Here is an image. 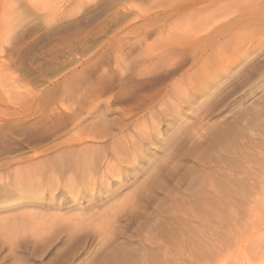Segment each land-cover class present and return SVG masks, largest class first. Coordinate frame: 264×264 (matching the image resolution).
<instances>
[{
    "label": "rangeland",
    "instance_id": "obj_1",
    "mask_svg": "<svg viewBox=\"0 0 264 264\" xmlns=\"http://www.w3.org/2000/svg\"><path fill=\"white\" fill-rule=\"evenodd\" d=\"M214 5L0 0V264H117L118 255L126 257L120 264H141L153 254H164V264H264V85L258 77L242 82L239 66L231 72L215 67L213 78L224 72L213 80L209 72L200 74L202 60L208 65L211 56L213 22L230 18L219 9L224 4ZM94 134H122L118 156L109 139ZM137 134L152 136L147 141ZM71 138L80 140L69 151L105 157L84 181L73 170L52 167ZM68 180L79 192H66ZM209 182L215 198L206 192ZM25 186H42L29 201L42 205L32 212L54 220L46 239L19 236L7 225L26 214L16 206L28 201ZM51 198L55 205L47 209ZM183 201L189 212L179 210ZM208 204L212 208H202ZM191 215L195 247L187 245Z\"/></svg>",
    "mask_w": 264,
    "mask_h": 264
},
{
    "label": "bare ground",
    "instance_id": "obj_2",
    "mask_svg": "<svg viewBox=\"0 0 264 264\" xmlns=\"http://www.w3.org/2000/svg\"><path fill=\"white\" fill-rule=\"evenodd\" d=\"M136 1V0H135ZM219 1H221V2H219ZM194 2V1H193ZM220 3H223L224 4V6H222L221 8L219 7V9H223V13L227 16V17H230L228 20H226L225 22H223V24L222 25H220V24H217L216 23V21H214L213 23V28H212V36H211V39H210V43H211V56L209 57V59H207V61H209V63H208V65H204L203 63L206 61V59H203L202 60V62H201V64L200 65H202L201 67H202V69L200 70V74L201 75H203V74H205V73H207V72H209V77L211 78L212 77V80L213 79H217V77H220L221 76V74H223V72L225 71V72H227V71H230L231 72V70L233 69V68H237V66H239V69H238V71L237 72H235V74H242L243 73V75H242V82H247L249 79H250V77H258V78H260V82H262L263 83V85H264V58L262 59V60H258L261 56H263V54H264V0H211V4L213 5V4H215L214 6H220V5H223V4H220ZM225 3H226V5H225ZM217 9H218V7H217ZM217 11L218 10H216V14H217ZM220 12H221V10H220ZM214 14V13H213ZM212 14V15H213ZM219 14V13H218ZM221 15V14H220ZM212 17H214V16H212ZM226 17V18H227ZM214 20V19H213ZM209 28V27H208ZM223 29V33H220V31H216L217 29ZM219 29V30H220ZM222 34H224V36L223 37H220ZM200 39V38H199ZM201 41V40H200ZM202 43V42H201ZM207 43V42H206ZM204 44V43H203ZM205 45V44H204ZM206 46V45H205ZM199 48V47H198ZM203 48H204V46H203ZM201 49H202V47H201ZM206 48H204V50H205ZM203 50V49H202ZM202 50H200V51H202ZM209 51V52H210ZM205 53V52H204ZM201 54V53H200ZM209 54V53H208ZM209 54V55H210ZM199 55V54H198ZM201 58V57H200ZM196 63V62H195ZM200 63V62H199ZM223 67V69H224V71L223 72H218L217 73V75H216V77L215 78H213L214 77V74L217 72V70H215V69H217V68H215V67ZM220 67V68H221ZM206 69L208 70V71H206ZM234 74V73H233ZM238 74V75H239ZM221 80V79H220ZM216 81H218V80H216ZM220 82V81H219ZM213 83V81L211 82V84ZM261 83V84H262ZM260 84V85H261ZM212 85H214V84H212ZM264 87V86H263ZM259 88V87H258ZM261 88V87H260ZM254 99V98H253ZM258 101V100H257ZM257 105V104H256ZM256 105H255V107H256ZM253 107V106H252ZM254 109H256V108H253V111H254V118L256 117V115H257V111H255ZM252 119H253V116L251 117ZM239 119V118H238ZM242 119V118H241ZM256 120H258V119H256ZM263 121V120H262ZM240 123V122H239ZM255 123V122H254ZM262 123V122H261ZM260 124V123H259ZM171 125V124H170ZM239 125V124H238ZM259 126V125H258ZM170 127V126H169ZM171 129H172V127H171ZM227 129V128H226ZM222 131V130H221ZM251 131V130H250ZM223 134H225V130H223ZM228 132V131H227ZM231 134V133H230ZM114 135H116V134H94V136H93V138H98V139H104V138H106V139H109V143H111V153H113V155L115 156V157H117L118 156V152H121V150H122V148H120L119 146H120V144H119V141L120 140H116L117 138H120L121 136H122V134H118V136H116L117 138H115V137H113ZM123 136H128V134H123ZM137 136H138V138L139 139H143L144 140V138H146L145 140H147V141H149L150 140V137L152 136V134H137ZM80 140V138H71L70 140H66L65 142H62V144H63V146H67L68 148L64 151V152H62L61 154H59V155H56V156H54L53 158H52V161H51V158H50V161H51V163H53L52 164V167H54V169H55V171H62V170H64V169H67V170H73V171H75V172H73L74 174H76L80 179H82V181H84L85 179L83 178V177H85V175H87V171H88V173H89V175L92 173L93 174V171L90 173L89 172V170L90 169H94V168H96V166H97V164H98V167H100V162H102L101 160H104L105 159V157L104 156H102V158L100 157V155H98V160H96V158H94L93 156H89V155H87V154H85L84 152H83V150L82 149H78V150H75V151H73V149L72 150H70L69 151V148H73L74 146H73V144H74V142H77V141H79ZM77 144H79V142H77ZM60 145V144H59ZM57 146V145H56ZM214 150V149H213ZM233 150V149H232ZM76 152V153H75ZM238 153V152H237ZM241 154H244V153H241ZM240 155V154H239ZM208 156H209V154H208ZM232 157V156H231ZM230 157V158H231ZM220 158V157H219ZM101 159V160H100ZM225 160L227 159V158H224ZM223 160V159H222ZM220 161V160H219ZM221 163V162H220ZM223 164H224V162H223ZM226 164H228V163H226ZM226 164H224V165H226ZM234 164V163H233ZM104 166H106L105 164H103ZM223 166V165H222ZM191 168H193V167H191ZM226 168V167H225ZM237 168V167H236ZM249 168V167H248ZM106 169H108L107 168V166H106ZM136 169V168H135ZM239 169H240V167H239ZM105 170V169H104ZM137 170V169H136ZM192 170V169H191ZM224 170H226V169H224ZM238 170V169H237ZM249 170H251L250 168H249ZM222 171H223V169H222ZM229 171V170H228ZM253 171H255V170H253ZM195 172H196V170H195ZM221 172V171H220ZM224 172V171H223ZM233 172H235V171H233ZM242 172V169H241V171L239 170V174ZM252 172V171H251ZM259 172V171H258ZM225 173H226V171H225ZM228 173V172H227ZM231 173V172H230ZM38 174V173H37ZM40 174V173H39ZM102 174H104V173H102ZM251 174V173H250ZM184 175H186V174H184ZM195 175V174H194ZM216 175H217V172H216ZM227 175V174H226ZM252 175V174H251ZM257 175V174H256ZM103 175H101L99 178L100 179H105V177L103 176ZM196 176V175H195ZM219 177V176H218ZM217 177V178H218ZM229 177V175H227L226 177H224V178H228ZM231 177V176H230ZM229 177V178H230ZM232 177H235L234 175L232 176ZM232 177H231V180H232ZM239 177H240V175H239ZM241 177H242V174H241ZM240 177V178H241ZM244 177V176H243ZM214 178V177H213ZM220 179L221 178H223V177H219ZM29 179H30V177H29ZM33 178H31V180H32ZM193 179V178H192ZM235 179V178H234ZM244 179V178H243ZM250 179V178H249ZM34 180V179H33ZM91 180H92V177H91ZM218 180V179H217ZM224 180V179H223ZM226 180V179H225ZM236 180V179H235ZM255 180V179H254ZM35 181V180H34ZM107 181V180H106ZM193 181H195L194 179L192 180V182ZM238 181V180H237ZM240 181V180H239ZM259 181V180H258ZM187 182V181H186ZM191 181H190V179L188 180V182L187 183H192ZM208 182V181H207ZM255 182H257L256 180H255ZM32 183V182H31ZM84 183V182H83ZM107 183V182H106ZM178 183V182H177ZM194 183V182H193ZM206 183V182H205ZM213 183H215V182H213ZM33 184V183H32ZM31 184V185H32ZM91 184V183H90ZM92 184L94 185V183H93V181H92ZM109 184V183H108ZM237 184V183H236ZM238 184L240 185V183L238 182ZM55 185V184H54ZM83 185H85V184H83ZM215 185V184H214ZM214 185L212 184L211 185V183L209 182L207 185H206V187L208 186V187H210V188H212L211 189V191H210V189H209V191H206L207 192V194H209V193H211L212 195H213V188H214ZM35 186H37L36 184H35ZM86 186H88V189H89V183H88V185H85V187ZM186 186H188V185H186V183H184V187H186ZM228 186V185H227ZM242 186V185H241ZM240 186V187H241ZM263 186V185H262ZM29 187V186H28ZM39 187V186H38ZM42 187V186H41ZM41 187H40V189L39 190H41ZM63 187L65 188V190H66V192H68V194H76V192H79V186H77L76 185V183H74L73 182V180H68V182H66V184L64 183V185H63ZM91 187H92V185H91ZM90 187V188H91ZM105 187H107V185L105 186ZM109 187V186H108ZM216 187V186H215ZM30 188H32V189H30V190H28V189H26V186H25V189H26V191L28 190V192L26 193L25 191V193H24V195H25V198H27L28 199V201L26 200V201H22V197H24V196H21L20 197V202L22 201V203H20L19 201V203H18V205H16L17 207H19V208H22L24 211H26V214H23L22 216L20 215L19 217H21V218H13V219H10L9 221L7 220V222H8V224L7 225H9V230L10 231H19V236H21V234H23V233H26V232H30L31 233V236H33V238H35V239H37V241L38 240H40L41 238H44L45 237V235L47 234L48 235V232L50 233V227L51 226H53L54 225V223H53V225H52V222H54V220L53 221H51L50 222V224H49V220H51V219H47L46 217H44V218H46V220H48V221H46L42 216L43 215H45V214H43V213H41L40 211L39 212H32V207L33 208H37L38 207V210H39V208H41L42 209V205H40V204H37V203H31L29 200L31 199H34L35 198V195H36V193H37V195L36 196H38L39 194H38V192H39V190H37L36 189V187H34V186H31ZM87 188V187H86ZM179 188V187H178ZM218 188V187H217ZM225 188H226V186H225ZM253 188V187H252ZM263 188V187H262ZM92 189V188H91ZM215 189V188H214ZM218 189H220V188H218ZM227 189V188H226ZM240 189V188H239ZM36 190H37V192H36ZM64 190V191H65ZM178 190V189H177ZM186 192H188L189 193V197H191L192 198V191H191V189L190 188H187L186 187ZM200 190V189H199ZM222 192H220L221 194H222V198L221 199H223V201H222V205H223V203H225V202H227L226 200H225V202H224V199H225V195L227 194V191H228V189L227 190H225V189H220ZM241 190V189H240ZM239 190V191H240ZM252 190V189H251ZM17 191V190H16ZM18 191H20V189L18 190ZM17 191V192H18ZM174 191V190H173ZM182 191H184V189L182 188ZM213 191V192H212ZM21 193V192H20ZM23 193V192H22ZM178 193H180V192H178ZM188 193H187V196H184V194L182 195L184 198L185 197H188ZM215 194H216V192H214ZM52 194V193H51ZM175 194V193H174ZM181 194V193H180ZM180 194H178V196L180 195ZM210 194V195H211ZM236 194V193H235ZM168 195H171L170 193H169V191H168ZM211 195V197H214L215 198V196L213 195L212 196ZM217 195H218V193H217ZM239 195V194H238ZM18 196V195H17ZM76 196V195H75ZM177 196V195H176ZM218 196H220V194L218 195ZM248 196V195H247ZM246 196V197H247ZM259 196V195H258ZM257 196V197H258ZM170 197V196H169ZM175 197V196H174ZM180 197V196H179ZM183 197H182V199H183ZM210 196H209V198L208 197H206V199L208 198L209 199V201H211V199H213V198H211ZM211 198V199H210ZM226 198H228V196L226 197ZM14 199H16V197L14 198ZM174 199V198H173ZM219 199V198H218ZM263 199V198H262ZM19 200V199H18ZM119 200V199H118ZM189 200V199H188ZM187 200V201H188ZM192 200H193V198H192ZM217 199H215V201H216ZM220 200V199H219ZM236 200V199H235ZM251 200V199H250ZM36 201V200H35ZM38 201V200H37ZM121 201V200H120ZM174 201H176V199H174ZM215 201H212L213 203L215 202ZM42 202V201H41ZM55 202V199L53 198H51V199H49V202L47 203V209L51 206V207H53L55 204H53ZM118 202V201H117ZM117 202H116V204H117ZM180 202V201H179ZM178 202V203H179ZM181 202H182V200H181ZM180 202V203H181ZM219 202H221V200L219 201ZM45 203V202H44ZM119 203V202H118ZM121 203H124L123 201L121 202ZM212 203V204H213ZM216 203V202H215ZM228 203V202H227ZM259 203V202H258ZM261 203V202H260ZM115 204V205H116ZM120 204V203H119ZM176 204H177V202H176ZM182 204V203H181ZM180 204V205H181ZM188 205H191L190 204V200H189V202L187 203ZM226 204V203H225ZM252 204H254L253 202H252ZM255 204H256V202H255ZM40 205V206H39ZM44 205V204H43ZM53 205V206H52ZM113 205H114V203H113ZM118 205V204H117ZM211 205V204H210ZM210 205L208 204V205H205V206H203L202 208H204L205 210H206V208L205 207H207V210H209V208H210ZM214 205V204H213ZM221 205V206H222ZM262 205V204H261ZM56 206H58V207H56V209L58 208L59 209V206L61 207L62 205H60V204H58V205H56ZM111 206H112V204H111ZM121 206V205H120ZM122 206H124L123 204H122ZM163 206V205H162ZM177 206V205H176ZM200 206V205H199ZM218 206V208H219V205H217ZM217 206H216V209L218 210V208H217ZM224 206V205H223ZM222 206V207H223ZM225 206H227V204L225 205ZM224 206V207H225ZM44 207V206H43ZM119 207V206H118ZM178 207H179V210H182L183 209V207H184V209H183V211H186L187 210V212H189L188 210H189V207H187L186 206V202H184L183 201V206L181 207V206H179L178 205ZM180 207H181V209H180ZM186 207H187V209H186ZM209 207V208H208ZM260 207V206H259ZM45 208H46V206H45ZM163 208H164V206H163ZM168 208V207H167ZM192 208V207H191ZM211 208H212V205H211ZM229 208V207H228ZM31 209V210H30ZM34 209V210H35ZM40 209V210H41ZM52 209V208H51ZM110 209V208H109ZM120 209V208H119ZM118 209V210H119ZM200 209H201V207H200ZM220 209V211H222L221 210V208H219ZM27 210H29L30 211V213H29V211L27 212ZM60 210V209H59ZM114 210H117V209H114ZM204 210V211H205ZM213 210V209H212ZM211 209H210V211H212ZM224 210V209H223ZM103 211H104V209L102 210V213H103ZM111 211H113V209L111 210ZM204 211H203V209H202V212L204 213ZM210 211H208V213H209V215H211V212ZM225 211H226V209H225ZM228 211V210H227ZM187 212H184V213H187ZM234 212V211H233ZM106 213V212H105ZM183 212H182V214H184ZM192 213V212H191ZM190 213V214H191ZM207 213V214H208ZM213 214V217H212V219L214 218V217H216V216H214V212H212ZM216 213H217V211H216ZM222 213V212H221ZM226 213V212H225ZM246 213V212H245ZM41 214H42V216H41ZM101 214V213H100ZM109 214V213H108ZM113 214V213H112ZM117 214V213H116ZM207 214H205V216H204V214H203V216L205 217L204 219H208V215ZM218 214V213H217ZM223 214V213H222ZM229 214V213H228ZM54 215V214H53ZM102 215H105V214H102ZM187 215V214H186ZM194 215V214H193ZM193 215H191V219L189 220V228H190V235H187L188 236V239L187 240H189V242H187V245H188V243L190 244V245H194V247H195V244H196V242H195V240H193L194 238L193 237H195V236H192V234H191V232H194L193 230H194V228H195V225L197 224H194L195 223V221H194V219L192 218V216ZM206 215L208 216V217H206ZM219 215H220V213H219ZM227 215V214H226ZM253 215V214H252ZM46 216V215H45ZM112 215H110V217H111ZM201 216V215H200ZM222 216V215H221ZM220 216V217H221ZM259 216V215H258ZM175 215L172 217L171 216V218H170V221L172 222V220L173 219H175ZM218 217V216H217ZM223 217H224V215H223ZM243 217V216H242ZM248 217V216H247ZM261 217V216H260ZM63 218V217H62ZM76 218V217H75ZM173 218V219H172ZM257 218V217H256ZM255 218V220H257V219H259V218H257L256 219ZM59 219V218H58ZM172 219V220H171ZM203 219V220H204ZM206 219V220H207ZM221 219H223V218H221ZM225 219V218H224ZM238 219V218H237ZM261 219V218H260ZM259 219V220H260ZM74 220V219H73ZM73 220H72V222H73ZM79 220V219H78ZM83 220L85 221V216H84V218H83ZM202 220V221H203ZM209 220H211L210 218H209ZM246 220V219H245ZM262 220H263V218H262ZM56 221V220H55ZM63 221V220H62ZM217 221H218V219H217ZM221 221V220H220ZM248 220H246V222H247ZM261 221V220H260ZM81 222H82V220H81ZM98 222V221H97ZM229 222V221H228ZM227 222V223H228ZM86 223V222H85ZM90 223V222H89ZM99 223H100V221H99ZM159 223V222H158ZM157 223V224H158ZM187 223V222H186ZM186 223H184V224H186ZM198 223H200V222H198ZM208 223V222H207ZM210 223V222H209ZM208 223V224H209ZM251 223V222H250ZM261 223V222H260ZM4 224V223H3ZM5 224H6V222H5ZM75 224H76V222H75ZM93 224V223H92ZM207 224V226L206 227H208L209 229H210V225H208ZM232 224H233V221H232ZM49 225V226H48ZM51 225V226H50ZM79 225V224H78ZM82 225V224H81ZM165 225V224H164ZM188 225V224H187ZM197 226V225H196ZM219 226V225H218ZM247 226V225H246ZM258 226V225H257ZM261 226H262V224H261ZM92 227H94V226H92ZM99 227V226H98ZM213 227H214V225H213ZM234 228H235V226H233ZM254 227V226H253ZM5 228V227H4ZM4 228L3 229H1L2 230V232H4ZM6 228H7V226H6ZM246 228V227H245ZM8 229V228H7ZM203 229H205V228H203ZM230 229V228H229ZM250 229H252V228H250ZM259 229V228H258ZM75 230V229H74ZM104 230V229H103ZM148 230V229H147ZM198 230V229H197ZM249 230V229H248ZM5 231H7V230H5ZM52 231V230H51ZM101 231V230H100ZM196 231V230H195ZM199 231V230H198ZM206 232L208 231L209 232V230H207V228H206V230H205ZM210 231H212L211 229H210ZM14 232V233H15ZM106 232V231H105ZM234 232V231H233ZM10 233V232H9ZM8 233V234H9ZM78 233V232H77ZM201 233V232H200ZM202 233H203V231H202ZM210 233V232H209ZM2 234H4V233H2ZM13 233H11V235H12ZM18 234L16 233V235L15 236H18ZM161 234V233H160ZM173 234V233H172ZM184 234V233H183ZM182 234V235H183ZM204 235H205V233H204ZM210 235V234H209ZM243 235V234H242ZM18 236V237H19ZM23 236H24V234H23ZM184 236H186V235H184ZM196 236H197V234H196ZM206 236V235H205ZM238 236V235H237ZM258 236V235H257ZM246 237V236H245ZM256 237V236H255ZM12 238H14V237H12ZM20 238V237H19ZM232 238V237H231ZM45 239H46V237H45ZM182 239V238H181ZM177 240V239H176ZM231 240V239H230ZM42 241V240H41ZM146 241V240H145ZM148 241H150V240H148ZM178 241H179V239H178ZM182 241V240H181ZM184 241V240H183ZM139 242V241H138ZM150 242H152V240L150 241ZM149 242V243H150ZM167 242V241H166ZM170 242V241H169ZM246 242H250V241H246ZM260 242V241H259ZM147 243V242H146ZM164 242H162V244H163ZM171 243V242H170ZM192 243H194V244H192ZM225 243V242H224ZM244 243V242H243ZM228 244V243H227ZM238 244H241V243H238ZM253 244V242L251 243V245ZM132 245V244H131ZM178 246H179V244H177ZM210 245V244H209ZM192 246H191V249L189 248V250H192ZM213 246H215V245H213ZM146 247V246H145ZM176 247V246H175ZM197 247V246H196ZM131 248H133L132 246H131ZM156 248V247H155ZM163 248V247H162ZM177 248H179V247H177ZM249 248V247H248ZM118 249H120V248H118ZM126 249V248H125ZM135 249V248H134ZM153 249V248H152ZM158 249V251H160L161 252V250L162 249H159V248H157ZM219 249V251H220V248H218ZM133 250V249H132ZM196 250V249H195ZM213 250V249H212ZM252 250V249H251ZM257 250V249H256ZM156 251V250H155ZM157 251V252H158ZM232 251V250H231ZM258 251H260V249L258 250ZM135 252V251H134ZM152 252H153V250H152ZM177 252V251H176ZM256 252V251H255ZM254 252V253H255ZM149 253H151V252H149ZM222 253V252H221ZM258 253V252H257ZM122 254V253H121ZM148 254V253H147ZM156 254V253H155ZM160 254V253H159ZM260 254V253H259ZM259 254L257 255V256H259ZM118 255V254H117ZM164 255V254H163ZM163 255H162V257H163ZM166 255V254H165ZM246 255V254H245ZM256 255H255V257H256ZM261 255V254H260ZM263 255V254H262ZM123 256V255H122ZM150 256V255H149ZM149 256H146V257H144L142 260H143V262H141V264H164L163 262H161L164 258H162V257H160L159 255H157V256H159V257H153V256H156V255H152L151 257H149ZM166 256H169V255H166ZM251 256H253V254L251 255ZM112 257V256H111ZM129 257V256H128ZM131 257V256H130ZM216 257V256H215ZM246 257H249V256H246ZM112 258H114V257H112ZM125 258L126 257H120V255H118V256H116L115 257V259L117 260V261H119L117 264H120L122 261H124L125 260ZM136 258H137V256H136ZM161 260H160V259ZM171 258V257H170ZM169 258V259H170ZM227 258V257H226ZM253 258H254V256L253 257H249V258H247L248 260L246 261V262H249L251 259L253 260ZM114 260V259H113ZM115 260V261H116ZM137 260H138V258H137ZM165 260V259H164ZM163 260V261H164ZM168 260V259H167ZM176 260H177V258H176ZM179 260V259H178ZM182 260V259H181ZM114 261V262H115ZM224 261H225V259H224ZM105 262V261H104ZM135 262H137V261H135ZM223 262V261H222ZM221 262V263H222ZM243 262V261H242ZM116 263V262H115ZM171 263V262H170ZM177 263V262H176ZM224 263V262H223ZM227 263V262H226ZM139 264V263H138ZM215 264H216V262H215ZM257 264H259V263H257Z\"/></svg>",
    "mask_w": 264,
    "mask_h": 264
}]
</instances>
